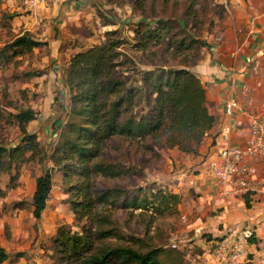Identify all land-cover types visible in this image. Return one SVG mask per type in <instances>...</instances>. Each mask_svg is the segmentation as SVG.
I'll use <instances>...</instances> for the list:
<instances>
[{"label":"rangeland","instance_id":"rangeland-1","mask_svg":"<svg viewBox=\"0 0 264 264\" xmlns=\"http://www.w3.org/2000/svg\"><path fill=\"white\" fill-rule=\"evenodd\" d=\"M44 5L46 0L32 6L23 0H11L7 3L11 11L0 10V47L20 31H27L42 42L30 50L11 55L12 49H9L6 51L9 58L0 59V144L12 146L21 136L16 123L8 121L11 118L7 113L29 106L35 114L25 128L35 133L39 145L36 153L27 152L24 159L13 161L9 169L0 170L3 190L0 235L6 239L16 238L17 246L35 249L46 264H51L55 261L53 238L56 231L66 230L68 235L81 230L69 205L72 196L67 191L69 182L75 177L68 182L60 170L51 167L49 160L53 147L73 136L68 122L74 118V109L68 102L70 90L63 81L69 56L107 38L119 37L122 42L117 49L126 56L121 74L127 80L126 86L131 82V86L141 87L133 109L142 108L143 111L146 108L145 89L139 80L141 74L134 73L135 68H152L149 62L177 67L179 62L194 63L200 45L204 44L202 41L205 42L218 25L224 8L216 0H61L56 4L48 3V15L44 16L39 10ZM32 17L36 23L29 30L27 22H32ZM165 19L168 25L163 28L161 39L142 46L133 45L134 29ZM110 30L113 33H107ZM181 37L197 41L183 49L177 47ZM27 71L38 73L26 75ZM127 140L131 141L129 147L126 143H102L95 158L112 164L118 160L127 168L115 176L96 174L93 178L94 193L106 192L108 197L93 204L85 223L91 224L92 229L114 228L103 243H130L138 249L160 246L169 254V258H163L165 264H264V242L257 251L248 254L249 260L245 262L217 263L208 256L205 248L189 238L190 229L186 225L190 213L186 202L180 208L177 204L175 211L162 212L146 202L141 208L132 207L130 203L123 205V199L130 196L144 194L149 198L148 189L156 186L158 172L165 169L164 157L172 156L165 147H148L145 140L140 143ZM45 167L51 168L52 183L45 206L36 219L31 214L32 185ZM18 209H22L20 215ZM10 251L9 259L17 258L18 252L24 253L14 248ZM253 254L256 256L252 257ZM32 258L29 256L25 264H35ZM110 264L123 263L115 258Z\"/></svg>","mask_w":264,"mask_h":264},{"label":"trees","instance_id":"trees-1","mask_svg":"<svg viewBox=\"0 0 264 264\" xmlns=\"http://www.w3.org/2000/svg\"><path fill=\"white\" fill-rule=\"evenodd\" d=\"M167 21L158 20L152 26L149 24L145 28L134 29L136 36L133 45L142 46L148 41L161 39ZM107 33H113V30ZM196 41V38L185 40L181 37L177 47L188 48ZM121 42L119 37L107 38L78 50L69 56L64 67L63 81L70 90L68 102L74 109V118L68 122L73 136L54 146L49 160L51 167L60 170L67 181L75 177L73 182L68 181L67 191L72 196L69 205L81 230L79 233L71 231L68 235L65 234L66 230L56 231L53 238L55 261L51 264H110L115 258L123 264H165L164 259L169 258V254L163 252L160 246L138 249L130 243H103L105 237L112 235L114 228L92 229L91 224L85 223L89 220L93 204L108 197L106 192L94 193L95 175L115 176L127 170L118 160L112 164L95 158L102 143H126L129 147L131 141L128 138L139 143L145 140L148 147H176L183 152L196 153L198 144L214 121L206 107L204 86L189 69L193 62H179L178 67L149 62L152 68H135V75L141 74L139 80L145 89L146 108L143 111L142 108L133 109L141 87L131 86V82L126 86L127 80L121 74L126 56L117 49ZM41 43L23 31L2 44L0 59L9 58L6 53L9 49H12L11 55L13 52L30 50ZM161 66L163 68H159ZM37 73L25 72L26 75ZM34 114L35 111L29 106L7 113L11 118L8 121L16 123L21 136L12 146L0 144V170L9 169L13 161L17 163L24 159L27 152L32 154L39 150L35 133L25 128L26 122ZM51 183V168L45 167L34 179L30 199L34 218L40 217ZM155 185L148 189L149 198L144 194L130 196L123 199V205L130 203L132 207L141 208L146 202L156 206L154 209L159 212L175 211L180 195L158 183ZM2 194L0 188V196ZM247 200L245 197L246 205ZM140 201L143 205H140ZM253 239L251 236L249 241ZM17 254L19 256L21 252ZM7 257L8 253L0 245V262Z\"/></svg>","mask_w":264,"mask_h":264},{"label":"crops","instance_id":"crops-1","mask_svg":"<svg viewBox=\"0 0 264 264\" xmlns=\"http://www.w3.org/2000/svg\"><path fill=\"white\" fill-rule=\"evenodd\" d=\"M60 1L46 0V5ZM216 1L224 8L222 17L200 46L197 59L189 66L204 86L206 107L214 121L198 144L196 153L183 152L176 147L166 148L172 156L164 157L165 169L158 172L157 183L180 195L178 208L185 202L188 204L190 214H187L186 228L190 229L189 238L205 248L206 253L209 239L226 229L243 226H250L253 230L254 239L250 241L248 250L254 253L264 242V159L253 162L256 167L253 178L260 179L261 184L258 191L245 196L248 198L247 205L244 197L234 199V204L226 203L218 194L214 180L207 174L205 163L220 146L241 143L246 135L247 115L242 110L225 114L222 100L234 97L242 108L250 112L264 103V0ZM10 2L0 1V10L11 11L7 6ZM46 5L39 9L44 16L48 15ZM35 23L36 19L32 17L26 28L31 30ZM45 33H48L47 30ZM241 82L250 86L253 98L250 105L242 102L239 93ZM21 210L18 209L19 215ZM15 240L12 236L6 239L0 235V245L8 253L0 264H25L29 256H33L35 264H46L35 249L25 250L23 245L17 246ZM11 248L24 253L9 259Z\"/></svg>","mask_w":264,"mask_h":264},{"label":"built area","instance_id":"built-area-1","mask_svg":"<svg viewBox=\"0 0 264 264\" xmlns=\"http://www.w3.org/2000/svg\"><path fill=\"white\" fill-rule=\"evenodd\" d=\"M43 0H23L29 6ZM239 93L245 105L253 102L250 86L241 82ZM223 111L231 115L242 110L248 117L246 135L241 143L222 145L205 163L207 174L214 180L217 192L228 204L234 199L245 198L250 192L259 190L261 181L254 179L256 167L254 161L264 159V103L250 112L241 107L234 97L222 100ZM253 236L250 226L229 228L207 241V253L217 262H245L248 260L249 238ZM173 245V244H172Z\"/></svg>","mask_w":264,"mask_h":264},{"label":"water","instance_id":"water-1","mask_svg":"<svg viewBox=\"0 0 264 264\" xmlns=\"http://www.w3.org/2000/svg\"><path fill=\"white\" fill-rule=\"evenodd\" d=\"M159 68H163V67L161 66V67H159Z\"/></svg>","mask_w":264,"mask_h":264}]
</instances>
